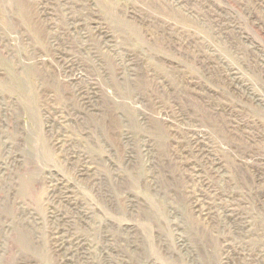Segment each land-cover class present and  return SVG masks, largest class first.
Here are the masks:
<instances>
[{
	"label": "rangeland",
	"instance_id": "rangeland-1",
	"mask_svg": "<svg viewBox=\"0 0 264 264\" xmlns=\"http://www.w3.org/2000/svg\"><path fill=\"white\" fill-rule=\"evenodd\" d=\"M263 4L0 0V264H264Z\"/></svg>",
	"mask_w": 264,
	"mask_h": 264
},
{
	"label": "bare ground",
	"instance_id": "bare-ground-1",
	"mask_svg": "<svg viewBox=\"0 0 264 264\" xmlns=\"http://www.w3.org/2000/svg\"><path fill=\"white\" fill-rule=\"evenodd\" d=\"M263 6H264V4H263ZM42 14V13H41ZM44 15V14H43ZM74 27H77V26H74ZM77 30V29H76ZM86 36V35H85ZM113 37V36H112ZM239 39V38H238ZM109 43V42H108ZM101 49H102V46H101ZM112 49V48H111ZM114 51V50H113ZM63 56V55H62ZM65 61V60H64ZM83 74H84V72H83ZM236 77V76H235ZM78 78V77H77ZM239 79V78H238ZM239 88V87H238ZM162 90V89H161ZM241 91V90H240ZM244 93V92H243ZM210 137V136H209ZM60 144V143H59ZM178 145V144H177ZM215 148V147H214ZM180 149V148H179ZM75 156V155H74ZM131 161V160H130ZM11 162V161H10ZM215 162V161H214ZM5 173V172H4ZM1 176V175H0ZM225 177V176H224ZM13 179V178H12ZM232 180V179H231ZM233 182V181H232ZM48 191V190H47ZM123 193V192H122ZM51 205V204H50ZM57 206H59V205H57ZM62 206V205H61ZM233 208V207H232ZM231 208V209H232ZM57 209V208H56ZM216 209V208H215ZM237 209V208H236ZM234 210V209H233ZM25 211V210H24ZM47 211V210H46ZM60 211V210H59ZM84 211V210H83ZM215 211V210H214ZM228 211V210H227ZM33 212V211H32ZM85 212V211H84ZM234 212V211H233ZM238 213V212H237ZM45 214V213H44ZM43 214V215H44ZM60 214V213H59ZM66 214V213H65ZM46 215V214H45ZM230 215V214H229ZM232 216V215H231ZM45 218V217H44ZM74 218H75V216H74ZM244 218V217H243ZM38 219H39V217H38ZM200 219V218H199ZM245 219V218H244ZM44 220V219H43ZM47 220V219H46ZM74 220V219H73ZM245 220H247V219H245ZM14 221V220H13ZM31 221V220H30ZM70 221V220H69ZM82 221V220H81ZM84 221V220H83ZM35 222V221H34ZM42 222V221H41ZM248 222V221H247ZM14 223H15V221H14ZM129 223V222H128ZM130 224V223H129ZM248 224V223H247ZM49 225V224H48ZM70 226V225H69ZM13 227H15V226H13ZM42 227H43V225H42ZM47 228V227H46ZM65 228V227H64ZM3 229V228H2ZM58 229V228H57ZM65 230V229H64ZM58 231V230H57ZM51 232V231H50ZM56 232V231H55ZM54 232V233H55ZM72 232V231H71ZM52 233V232H51ZM68 234V233H67ZM75 234V233H74ZM78 234V233H77ZM80 235V234H79ZM108 236V235H107ZM42 237V236H41ZM43 237H44V235H43ZM42 237V238H43ZM104 237V236H103ZM130 237V236H129ZM58 238V237H57ZM73 239V238H72ZM54 240V239H53ZM68 240V239H67ZM180 241V240H179ZM134 242V241H133ZM38 243V242H37ZM77 243V242H76ZM72 244V243H71ZM86 244V243H85ZM27 245V244H26ZM44 245V244H43ZM45 245H47V244H45ZM58 245V244H57ZM93 245V244H92ZM91 245V246H92ZM232 245V244H231ZM39 246V245H38ZM55 246V245H54ZM71 247V246H70ZM68 249V248H67ZM102 250H104V249H102ZM57 251V250H56ZM83 251V250H82ZM116 251V250H115ZM105 252H107V251H105ZM246 254V253H245ZM263 254V253H262ZM90 257V256H89ZM101 258V257H100ZM89 259V258H88ZM72 260H73V258H72ZM114 260V259H113ZM124 260V259H123ZM132 261V260H131ZM79 262V261H78ZM95 262V261H94ZM256 262V261H255ZM97 264H99V263H97ZM102 264V263H101Z\"/></svg>",
	"mask_w": 264,
	"mask_h": 264
}]
</instances>
